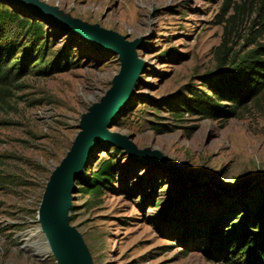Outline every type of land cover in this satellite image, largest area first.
Listing matches in <instances>:
<instances>
[{
	"label": "rangeland",
	"instance_id": "rangeland-1",
	"mask_svg": "<svg viewBox=\"0 0 264 264\" xmlns=\"http://www.w3.org/2000/svg\"><path fill=\"white\" fill-rule=\"evenodd\" d=\"M40 1L142 41L144 72L110 131L160 151L183 174L179 181L105 143L93 149L69 215L94 264H222L211 251L214 222L240 228L264 196V90L232 118L181 107L191 91L213 98L209 87L264 46L259 0H231L226 13V0ZM1 11L11 15L0 28L3 61H23L28 73L0 88V264H57L38 221L42 198L121 64L17 5L0 0ZM106 161L114 180L94 183Z\"/></svg>",
	"mask_w": 264,
	"mask_h": 264
},
{
	"label": "water",
	"instance_id": "water-1",
	"mask_svg": "<svg viewBox=\"0 0 264 264\" xmlns=\"http://www.w3.org/2000/svg\"><path fill=\"white\" fill-rule=\"evenodd\" d=\"M3 1L11 6L17 5L23 12L32 13L66 34L79 36L99 50L119 58L120 72L113 78L112 87L101 100L93 103L82 116L80 131L67 156L52 172L38 211L41 232L57 264H94L82 234L70 224L69 213L78 191L77 182L84 176L88 159L96 146L107 143L124 151L134 162H153L168 170L179 181L183 179L178 165L160 151L150 148L141 150L133 142V136L110 131L114 119L131 100L134 87L144 72L145 62L138 56L142 41H129L115 31L73 18L70 13L40 0Z\"/></svg>",
	"mask_w": 264,
	"mask_h": 264
},
{
	"label": "trees",
	"instance_id": "trees-1",
	"mask_svg": "<svg viewBox=\"0 0 264 264\" xmlns=\"http://www.w3.org/2000/svg\"><path fill=\"white\" fill-rule=\"evenodd\" d=\"M257 3L255 7L260 19L258 24L261 26L258 32L264 34V0H259ZM230 8L231 0H226L223 12H228ZM7 16L11 17L3 11L0 12V28L3 27ZM36 30L42 35L39 25H36ZM3 47H6L5 43L0 46V88L19 81L28 73L27 65L23 61L18 64V67H9L8 61H3ZM14 48L12 46L9 52L11 53ZM209 90L213 98L203 97L191 91V96L184 98L182 102V114L212 118H218L219 115L236 117L237 109L264 90V46L258 45L238 65L223 73L215 84L209 87ZM224 101L230 102L229 110H225L226 105L222 104ZM165 131L172 130L167 128ZM158 132L164 131L158 130ZM104 146L106 149L109 148L107 143ZM112 172L111 162H102L93 177V182L98 184H101L103 180L112 182L115 178ZM85 176L86 171L77 185L87 183ZM182 187L185 189L186 185ZM73 210L72 208L71 211ZM229 228L225 226V221L222 219L214 222L210 235L213 258L222 264H264V196L259 208L254 213L250 212L246 215L243 226Z\"/></svg>",
	"mask_w": 264,
	"mask_h": 264
}]
</instances>
